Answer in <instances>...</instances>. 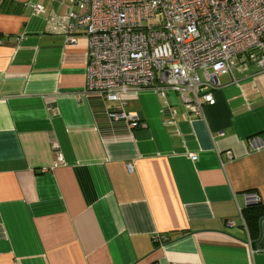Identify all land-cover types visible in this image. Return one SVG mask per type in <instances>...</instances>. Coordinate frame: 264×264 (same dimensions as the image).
I'll return each instance as SVG.
<instances>
[{
	"label": "crops",
	"instance_id": "obj_1",
	"mask_svg": "<svg viewBox=\"0 0 264 264\" xmlns=\"http://www.w3.org/2000/svg\"><path fill=\"white\" fill-rule=\"evenodd\" d=\"M71 11L0 0V264H264V214L252 233L241 213L246 192L264 206L258 61L219 75L200 115L172 90L127 95L131 129L86 90Z\"/></svg>",
	"mask_w": 264,
	"mask_h": 264
},
{
	"label": "built area",
	"instance_id": "obj_2",
	"mask_svg": "<svg viewBox=\"0 0 264 264\" xmlns=\"http://www.w3.org/2000/svg\"><path fill=\"white\" fill-rule=\"evenodd\" d=\"M71 2L78 12L67 14L70 30L87 39L85 88L113 102L109 119L125 121L131 129L140 127V118L121 105L137 90H172L200 115L203 105L214 103L219 75L249 58L264 69V0ZM248 142L258 150L264 136ZM56 158L61 159L59 152ZM244 198L246 204L260 201L256 192Z\"/></svg>",
	"mask_w": 264,
	"mask_h": 264
},
{
	"label": "trees",
	"instance_id": "obj_3",
	"mask_svg": "<svg viewBox=\"0 0 264 264\" xmlns=\"http://www.w3.org/2000/svg\"><path fill=\"white\" fill-rule=\"evenodd\" d=\"M241 213L250 231L254 233L253 231L256 229L255 224L257 219L264 214V206L260 202L249 203L242 208Z\"/></svg>",
	"mask_w": 264,
	"mask_h": 264
}]
</instances>
